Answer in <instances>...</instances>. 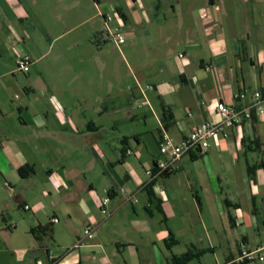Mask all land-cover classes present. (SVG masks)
<instances>
[{
  "label": "crops",
  "instance_id": "crops-1",
  "mask_svg": "<svg viewBox=\"0 0 264 264\" xmlns=\"http://www.w3.org/2000/svg\"><path fill=\"white\" fill-rule=\"evenodd\" d=\"M91 1L97 13L85 22L99 18V33L106 36L110 16V27L126 36L128 56L122 59L128 81L103 59L98 68L104 80L92 73L90 95L83 91V71L72 66L61 67L58 82L49 80L54 65L43 64L46 53L28 42L43 28L35 16L39 8L54 0H0V80L14 71L11 61L17 64L28 54L33 70L25 73L24 85L11 87L23 98L31 91L40 95L42 106L32 113L18 108L29 134L0 143V173L18 185L16 204L32 213L34 225L30 246L12 249L9 231L16 226L8 224L12 213L0 203V252L30 264H169L172 255L197 244L202 253L215 255L216 264H228L244 249L264 248V116L228 129L204 153L185 155L169 175L155 167L163 132L178 143L204 122L219 121V102L243 106L250 97L237 99L242 89L264 92V0H178L172 14L146 0ZM126 82L120 96L129 110L123 120L147 119L149 107L159 124L150 145L140 133L117 127L115 89ZM33 152L38 158L55 153L53 164H43L48 172L43 194L53 197L64 225L40 198L25 202L38 185L37 163L28 160ZM65 156L67 164L61 161ZM25 165L34 173L21 175ZM47 224L51 235L36 240L31 229ZM87 227L93 228L92 238L85 236ZM171 237L178 243L169 249Z\"/></svg>",
  "mask_w": 264,
  "mask_h": 264
},
{
  "label": "rangeland",
  "instance_id": "rangeland-1",
  "mask_svg": "<svg viewBox=\"0 0 264 264\" xmlns=\"http://www.w3.org/2000/svg\"><path fill=\"white\" fill-rule=\"evenodd\" d=\"M146 1L155 3L156 9H158L159 7H163L168 11V13L172 14V6L175 5L177 7L178 0ZM122 6L124 11L129 12L124 4ZM96 13L97 11L91 0H54L52 4H46L45 7L43 5L39 8V13L37 12L35 16L42 22L43 28L38 29L37 33L33 36L32 39H28L29 43H35V45H37L38 53H46L45 57L43 58V64L47 65L49 63L54 65L55 68H53V72H51V75L48 76L49 80H51L52 82H58L60 80L58 73L60 72L61 67L66 65L72 66L76 70L83 71L84 77L82 79L83 82H81L84 86L83 91L84 93L89 91L90 95L92 94L91 92H93L91 90V80L93 78L92 73H94V75L98 77V80H104L101 79L102 76L98 68L99 61H103V59H108V64L112 65L116 69H119L123 76V81H128L126 64L122 59V54L124 56H128L126 46L122 45V52H120L116 48L112 40L108 37L107 32L106 36L105 34L99 33L100 31H102L99 18H95L90 20L89 22H85V20L96 15ZM116 15L117 12L113 14V16L115 17ZM161 17L162 15L161 13H159L156 18L157 22L161 21ZM260 22L264 23V17L260 20ZM235 23L237 26H241V23L238 20L235 21ZM99 24V31L97 32L96 28ZM254 28H256V25L254 26ZM129 29L135 30V27ZM96 36H99V41H96ZM104 38H108L109 41H106V39L104 40ZM98 47L102 49L100 50V52L97 51ZM177 54L178 51H176V55ZM10 63L12 64L11 70L14 71H12L10 76L0 80V100L3 102L1 107L2 111H0V143L2 144H4V142L6 141V137L12 139L25 137L26 134H29V132H27L28 130L21 122L20 112L18 108L22 107L25 109H29L31 113L35 110L42 109V106L40 105V99H37V97L40 95L37 96L33 91H31L29 93V97L23 98L19 95L17 90L11 87L13 86L14 82H18L24 85L26 77L29 74H25L24 72L18 70V65L14 61H11ZM31 69L33 70V67H31ZM0 73L2 72L0 71ZM30 74H32V72H30ZM107 76L108 70L105 72L104 78H107ZM76 85L77 83L74 84V86ZM78 85H80V83H78ZM128 86L129 85L126 82L122 87L118 88L117 86L115 89L116 94H119V97L116 100V110H120V113L117 111V127L122 131L129 130L140 133L141 137H143L148 145H150L151 140L153 141L152 133L157 131V129L159 128V124L149 107L145 109L147 119L144 117H140L136 119L135 122L129 123L123 120V117L126 114V110H129V107L127 103L123 102L124 99L120 95L127 90ZM36 93L39 94L41 92L36 89ZM51 93L52 92H49V94L47 93L46 99L49 98L48 96ZM105 95L107 94L105 93ZM90 101H92V96L89 97V102ZM44 104L47 107L46 103ZM86 105L88 106V108H90V104L85 103L84 106L86 107ZM53 155H55V153L41 152V155L38 158L33 152L28 156V160L30 162L37 163L36 172L38 177V185L35 188H31L30 190H28L25 202L30 203L29 200L32 196L40 198L41 202L45 203L46 212L51 215L57 213L58 217L61 220V224L64 225V216L56 209L54 204L55 202L52 199L53 197H45L43 194L44 191L48 189L46 183L48 172L46 171V165L43 167V164H53V160L51 159ZM63 158L64 159H61L62 162L66 163L70 161V159H67L66 156ZM58 159L59 157L57 158V160ZM5 182L7 183V186L5 185L6 187L1 185V183ZM14 182L15 181L11 176L4 177L0 173V203L4 206L5 210L8 209L12 213V217L8 220V224L15 225L16 227L12 228V230L9 231V234L11 236L10 246L12 249L16 250L24 246H30L31 240L28 231L34 225H31L32 213L25 211L23 208H19V204H16V202H18V196L16 194L18 185ZM10 189H12L13 191ZM5 204H10L11 207L8 208ZM48 243L52 245L55 244L54 241L50 240L48 241ZM199 244H201V246L204 245L202 243ZM189 249L196 253L201 251L197 244L195 246H190ZM17 258L18 257H16L14 253L10 254L7 251H3L2 253L0 252V264H30V259L24 263L20 262V259L18 258V260ZM254 262H257L258 264H264V262H261L259 260H256ZM190 264H216V258L210 250H207L205 253H201L199 256L193 259Z\"/></svg>",
  "mask_w": 264,
  "mask_h": 264
},
{
  "label": "built area",
  "instance_id": "built-area-1",
  "mask_svg": "<svg viewBox=\"0 0 264 264\" xmlns=\"http://www.w3.org/2000/svg\"><path fill=\"white\" fill-rule=\"evenodd\" d=\"M111 20L110 16L106 18V29L109 38L120 49L126 41V36L120 29L110 27ZM17 65L18 70L28 73L33 66V60L29 55H22L17 59ZM148 89L153 90V87L148 86ZM248 97H250V101L243 106H229L225 102H219L216 105V111L220 120L204 122L196 127L187 138L178 143L166 132H163L159 145L161 158L156 163L159 174L175 171L179 161L192 151L206 152L213 140H216L220 135L226 137L228 129L242 126L244 122L251 121L255 114L264 116V92L260 89L249 90L245 88L236 96L239 100H246ZM131 153V151L127 152L128 155ZM107 203L108 199L103 202V206L105 207ZM102 211L103 213L107 212L105 208ZM54 222H58V220L55 219ZM84 233L86 237L92 238L93 228L87 227ZM256 260L264 261V248L255 251L244 249L236 261L228 264H243L244 261L254 262Z\"/></svg>",
  "mask_w": 264,
  "mask_h": 264
},
{
  "label": "trees",
  "instance_id": "trees-1",
  "mask_svg": "<svg viewBox=\"0 0 264 264\" xmlns=\"http://www.w3.org/2000/svg\"><path fill=\"white\" fill-rule=\"evenodd\" d=\"M156 165H155V167H157ZM19 172L23 176H28V174L30 172L34 173V169L29 165H25L19 169ZM171 173L172 172L165 173L164 175H169ZM51 233H52V229H51L50 224H47L45 226L39 225V226L31 229V234L34 236V238L36 240H43L44 238L50 236ZM177 243H178V240L174 239V237H171L170 240L167 242L168 248L169 249L172 248ZM201 253H202L201 251L196 253L190 249L188 252H186L183 255H179V256L178 255H172L168 259V262H169V264H190V262L193 259H195L197 256H199Z\"/></svg>",
  "mask_w": 264,
  "mask_h": 264
}]
</instances>
